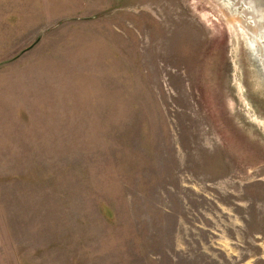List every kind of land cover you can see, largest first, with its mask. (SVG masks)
<instances>
[{"label": "rangeland", "instance_id": "obj_1", "mask_svg": "<svg viewBox=\"0 0 264 264\" xmlns=\"http://www.w3.org/2000/svg\"><path fill=\"white\" fill-rule=\"evenodd\" d=\"M248 7L0 0V264H264Z\"/></svg>", "mask_w": 264, "mask_h": 264}, {"label": "flooded vegetation", "instance_id": "obj_2", "mask_svg": "<svg viewBox=\"0 0 264 264\" xmlns=\"http://www.w3.org/2000/svg\"><path fill=\"white\" fill-rule=\"evenodd\" d=\"M230 2L231 1H235V0H229ZM237 2H241V3H243V4H247L249 7H248V9L250 8V15L254 18V17H259L260 18V20L259 21H257V26L260 28V29H264L263 27H264V23L261 21V19H262V17H261V9H262V7L260 6V8H258L259 10H257L256 8L257 7H255L254 6V3H255V1H258V2H260V0H236ZM253 6H254V8H253ZM248 12V11H247ZM256 15V16H255ZM252 43H253V41H251ZM256 42H258L257 40H256Z\"/></svg>", "mask_w": 264, "mask_h": 264}, {"label": "water", "instance_id": "obj_3", "mask_svg": "<svg viewBox=\"0 0 264 264\" xmlns=\"http://www.w3.org/2000/svg\"><path fill=\"white\" fill-rule=\"evenodd\" d=\"M254 6L257 7L256 8L257 10H259L258 8H260V6L262 7L260 14H261L262 19H264V0H260V2L255 1ZM254 6H253V8H254Z\"/></svg>", "mask_w": 264, "mask_h": 264}]
</instances>
